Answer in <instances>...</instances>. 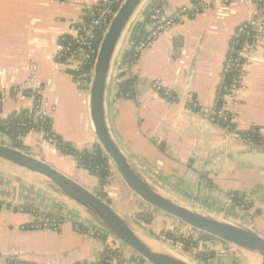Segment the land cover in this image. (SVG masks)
Returning a JSON list of instances; mask_svg holds the SVG:
<instances>
[{
  "label": "crops",
  "instance_id": "obj_1",
  "mask_svg": "<svg viewBox=\"0 0 264 264\" xmlns=\"http://www.w3.org/2000/svg\"><path fill=\"white\" fill-rule=\"evenodd\" d=\"M99 0H0V120L13 113L31 112L30 96L15 99L11 88L22 85L35 68L41 84L40 99L50 115L51 132L78 149L95 142L88 111V90H80L59 67L54 56L59 37ZM199 1L163 0L167 15ZM212 1V0H209ZM249 0L217 4L185 19L160 34L134 64L115 73L106 98L111 130L140 171L161 190L185 204L228 218L251 228L264 238V158L261 165L238 161L249 150L264 153V40L253 53L239 101L228 108L235 114V129L258 130L261 145L248 146L229 138L208 121L214 105L222 65L235 28L254 17ZM138 21L144 24V17ZM129 39L122 52L129 51ZM132 80L127 97L120 84ZM159 80L172 98L157 95L151 83ZM192 94L196 112L186 106ZM22 146L88 190L96 178L76 167L38 134L25 136ZM255 163V161H254ZM77 178V179H75ZM90 188V189H89ZM112 206L124 216L151 213V208L133 196L117 176L105 188ZM231 193L249 202L245 209L233 204ZM53 214L64 220L58 230L34 229L32 214ZM158 225L175 230L184 226L165 215H153ZM177 221V220H176ZM92 225L64 201L23 173L0 164V264H91L98 261L107 240L77 232L74 224ZM32 227V228H29ZM213 256L198 264H256L242 252L212 240ZM125 257L133 253L123 249ZM115 264V263H110Z\"/></svg>",
  "mask_w": 264,
  "mask_h": 264
},
{
  "label": "water",
  "instance_id": "obj_2",
  "mask_svg": "<svg viewBox=\"0 0 264 264\" xmlns=\"http://www.w3.org/2000/svg\"><path fill=\"white\" fill-rule=\"evenodd\" d=\"M150 1L123 0L100 42L88 89V111L94 141L107 156L125 188L143 204L177 220L185 227L242 252L256 264H264L263 237L247 226L185 204L161 190L140 171L111 130L106 108L108 88L115 75L123 45ZM259 158H264V153L254 149L241 154L238 161L247 165H261ZM0 164L36 181L90 224L114 238L148 264H194L138 228L94 192L41 159L0 144Z\"/></svg>",
  "mask_w": 264,
  "mask_h": 264
},
{
  "label": "built area",
  "instance_id": "obj_3",
  "mask_svg": "<svg viewBox=\"0 0 264 264\" xmlns=\"http://www.w3.org/2000/svg\"><path fill=\"white\" fill-rule=\"evenodd\" d=\"M123 0H99L88 6L82 17L69 26L68 34L59 37L57 41V52L54 56L59 67L68 73L73 84L80 90H88L91 83L93 66L98 54V49L102 37L113 18L117 8ZM163 0H151L146 6L148 8L147 22L145 23L147 30H143L137 34L138 42L131 46L132 60L129 63L122 64V54L118 61L121 67L118 70H125L131 67L138 56L145 51L150 44L163 32L170 29L176 24L182 23L185 19L198 15L201 12L212 8L217 4H230L232 0H212L199 1L191 7L182 6L167 15L160 5ZM256 8V14L249 20L239 24L231 35L227 53L222 65L219 83L216 91V97L212 108L207 110V119L212 124H215L224 130L226 135L240 143L248 146L261 145V138L257 141L252 140L253 134L258 130L252 129L246 131L247 134L241 135L235 129V114L229 110V105H235L239 101L240 93L243 89V81L247 75L248 65L253 53L257 52L264 40V0H249ZM145 20V19H144ZM153 91L159 95V91L170 96L169 90L164 88L159 80H154L151 83ZM41 84L35 79V68L32 69L29 78L22 85L15 86L10 89L9 94L15 99H23L30 96L34 100V106L29 115H33V122L38 123L49 121V111L43 107L40 99ZM131 97L130 94L126 95ZM5 98L0 96V104ZM186 106L196 112L197 104L192 94L185 96ZM19 114V113H13ZM11 116V115H10ZM7 119V118H6ZM29 125V124H28ZM233 128V129H232ZM38 134L42 142L52 145L57 149V142L54 136H48L45 133L43 126L37 131L30 129L28 135ZM258 136V133H257ZM24 138V137H23ZM22 138L19 139L21 143ZM0 144L10 145V141L6 135L0 132ZM110 167L112 166L109 162ZM113 174L114 171L111 168ZM249 202L245 199L240 204V208L245 209ZM33 224L34 229H49L58 230L61 222L64 220L52 214L42 213L36 214ZM143 215V214H142ZM31 227V228H32ZM77 232H86L92 238L100 239L104 236V241L107 240L106 249L110 251L107 264H148L141 257L132 254L130 257H125L120 252V243L114 238L100 230L94 225L85 226L83 223L74 224ZM180 238L178 243L182 242L186 248H192L198 254L203 249L210 248L212 240L205 235L198 233L184 226V229L178 231ZM101 240V239H100Z\"/></svg>",
  "mask_w": 264,
  "mask_h": 264
},
{
  "label": "trees",
  "instance_id": "obj_4",
  "mask_svg": "<svg viewBox=\"0 0 264 264\" xmlns=\"http://www.w3.org/2000/svg\"><path fill=\"white\" fill-rule=\"evenodd\" d=\"M142 17H144L145 19L144 20V24H145L147 22V17H148V8H145V10L142 13ZM143 30H144L143 24L137 21L128 38L131 41L132 45L138 42L139 39L137 38V34L139 32H142ZM122 59H124V62L122 60V64L124 63L127 64L131 62L132 60L131 50L123 52ZM118 64L119 62H117L116 64L115 73H118V70L121 67V64L120 65ZM131 82L132 80L129 79L120 84V89L125 95L130 94V96H132V93L128 89L131 85ZM159 92H161L159 93L161 97H165L167 99H171L173 96L171 95V93H170V96H167L166 94H164L163 91H159ZM41 126H43V129L45 133L48 134V136H54V139L56 140L58 144L57 150L59 151L61 155L71 157L74 160L77 168L86 171L90 176L96 178L97 186L95 187L93 191L94 194H96L104 202L112 205L110 199H108L105 188L112 182L113 172L109 165V160L107 156L104 154V152L101 150V148L98 146L96 142H94L91 145V147L88 149H78L74 147L72 144L62 141L59 137H57L54 133H52L50 125H49V121L41 122L40 126L38 123H34L33 115H29L27 111L19 112V114H14V115L12 114L7 119L0 120V132L7 136V138L10 141L11 147L19 149V150L26 149L24 146H22L21 143H19V139L25 137L30 131V129L37 131ZM220 126L222 127L223 125H220ZM237 132L241 135L247 134V132H241V131H237ZM251 136H252L253 141H257L259 139V137L257 136V133ZM230 196H231V200L233 204L236 206H240V204L243 202V196H239L236 193H231ZM53 216L59 217L60 219L63 220V218H61L58 215H53ZM142 217L141 219L144 220L145 223H148L151 219V214H148ZM137 218L138 217H136V219ZM100 239L104 241L105 238L104 236H101ZM210 239L215 240L213 238H210ZM209 252H213V251H209L205 248L198 254L193 255V258L196 261L207 263L208 260L211 259L213 256V254ZM109 255H110V251L104 248L100 259L91 264H107ZM12 263L31 264L27 262H15V261H13ZM77 264H85V263H77Z\"/></svg>",
  "mask_w": 264,
  "mask_h": 264
},
{
  "label": "rangeland",
  "instance_id": "obj_5",
  "mask_svg": "<svg viewBox=\"0 0 264 264\" xmlns=\"http://www.w3.org/2000/svg\"><path fill=\"white\" fill-rule=\"evenodd\" d=\"M20 150L24 151L26 153H30L27 150V148L25 150H22V149H20ZM111 168L114 171L113 176H117L114 167L111 166ZM75 179H77V178H75ZM93 191L94 190H92V192ZM151 213L153 215L161 214L155 210H152ZM152 214H151V219L148 223H145L144 220H142L143 219L142 216H146V215H148V213H141V212L136 213V212H134L132 216H130V217L127 216V218H129L138 228L142 229L144 232L155 237L160 243H162L164 246H166L167 248L172 250L174 253H176L180 257L190 261L191 263L198 264V261H196L193 258V255L198 251H194V250H192V248H186L185 244H183L182 242H180V244H179L177 242L178 239L180 238V236L178 234V230L167 227L166 225H158L156 222L153 221L154 219H153ZM161 215H163V214H161ZM136 217H138V218L136 219ZM141 217H142V219H141ZM146 218H148V217H146ZM174 222L178 223V221H176V220H174ZM122 248L124 249L125 247L122 245ZM125 249H127V248H125ZM199 252H201V251H199Z\"/></svg>",
  "mask_w": 264,
  "mask_h": 264
}]
</instances>
